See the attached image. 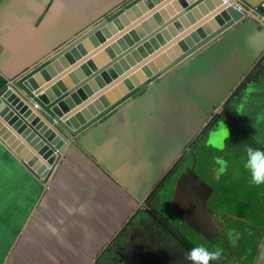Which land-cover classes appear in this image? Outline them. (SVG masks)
<instances>
[{"label": "crops", "instance_id": "crops-1", "mask_svg": "<svg viewBox=\"0 0 264 264\" xmlns=\"http://www.w3.org/2000/svg\"><path fill=\"white\" fill-rule=\"evenodd\" d=\"M134 1L0 0V91L8 79L24 88L25 76L75 34L99 18L98 24L103 23ZM201 94L217 108H264V24L256 16L225 27L149 88L91 125L80 142L70 144L47 186V177L22 165L0 142V264H193L180 235L171 234L170 224L155 211L142 213L147 205L151 209L145 194L173 157L165 154L163 160L160 151L143 153L155 144L150 139L153 130L178 129L166 109L188 107ZM212 94L218 101L211 102ZM93 149L101 160L114 163L109 171L93 163L88 155ZM88 224L95 229H88ZM29 225L32 232H24ZM241 253L222 254L213 262H236Z\"/></svg>", "mask_w": 264, "mask_h": 264}, {"label": "water", "instance_id": "water-1", "mask_svg": "<svg viewBox=\"0 0 264 264\" xmlns=\"http://www.w3.org/2000/svg\"><path fill=\"white\" fill-rule=\"evenodd\" d=\"M247 16L254 15L220 0H135L101 24L99 18L26 75L24 88L7 80L0 92V142L47 177V186L70 144L91 125ZM211 117L202 118L190 140Z\"/></svg>", "mask_w": 264, "mask_h": 264}, {"label": "rangeland", "instance_id": "rangeland-1", "mask_svg": "<svg viewBox=\"0 0 264 264\" xmlns=\"http://www.w3.org/2000/svg\"><path fill=\"white\" fill-rule=\"evenodd\" d=\"M174 91L177 92L176 89ZM214 95L209 96L211 102L218 101V97H214ZM201 96L202 98H199L195 95L193 102L189 100L188 107L179 106V108L166 109L175 117V125L178 129L162 128L158 131L153 130L150 134V139L155 140V144L145 147L143 154L146 156L159 155L160 151L163 160L166 154L172 156V162H174L181 152L187 150L162 184L156 187L153 196L151 195L152 200H155L154 208L159 216L164 217L165 225L168 223V225L178 226L179 232L188 239L192 246L204 245L209 250L218 248L222 254L228 256L234 253L238 254V251L242 252L240 259H236V262L232 260L228 264H264V184H254L251 172L247 168L229 169L230 165L226 168L227 172L221 173V165L217 163L218 159H222L227 163L232 160L233 163L239 165L241 160H248L247 152H239L233 143L228 141H225L224 152L209 147L206 145L208 134H201L191 147L187 146L191 139L190 137L187 139V137L191 135L192 131L194 132L195 126L200 123L203 117L206 120L218 106L215 103L209 105L205 96L203 94ZM165 108L160 106L162 111ZM253 110L252 124H257L263 117L262 108H253ZM172 111L174 115L171 113ZM169 113L164 112L167 116L170 115ZM236 114L238 116L240 113L236 112ZM246 119V122L238 119L243 128L246 125H251V121ZM221 121L225 122L220 119L217 125ZM225 124L228 127L226 122ZM217 125H214L211 130L215 129ZM139 129L136 128V130ZM153 132L154 134H152ZM169 141L172 146L166 143ZM174 142L176 146L173 145ZM225 152L229 154L228 159L224 156ZM89 153L94 164L99 162L97 166L100 170L103 168L108 170L114 165L112 161L101 160V156L95 149ZM175 153L176 155H174ZM146 184H148V179L145 180L144 185ZM60 206L58 203V209ZM147 207L142 213L145 215L154 214V211ZM66 209L62 207L61 210L66 212L64 216L70 218L68 217L70 213ZM121 212L125 213V210L123 209ZM158 215L157 217H159ZM188 217L192 219L199 217V220L191 221ZM103 223L104 220L100 221L98 227L102 228ZM86 227L95 229L90 224ZM167 227L169 228V226ZM84 228L85 226L82 227L83 231ZM24 232H32L31 225ZM15 259L18 260L16 253Z\"/></svg>", "mask_w": 264, "mask_h": 264}, {"label": "trees", "instance_id": "trees-1", "mask_svg": "<svg viewBox=\"0 0 264 264\" xmlns=\"http://www.w3.org/2000/svg\"><path fill=\"white\" fill-rule=\"evenodd\" d=\"M238 109L241 111V113L237 116L236 112H237ZM253 111H254L253 108H222V110L220 111V115L215 117L216 118V119H214L215 121L212 122V119H210L207 122L206 126L204 128H202L201 132L196 137H194L191 141H189L187 146L191 147L193 145V143L195 142L196 138H198L201 134L205 135L207 133L206 129L209 126H211V128H212L214 125L215 126L217 125V121L218 120L223 119L228 124V127H229V129L231 131V135L229 136L227 141L228 142H232L234 147L237 148L239 152H244V151L247 152V148L249 146H251L253 148H259V149L264 150V108H262V111H261V113L263 114V117L257 124L256 123L252 124ZM238 119H240L242 121L243 120L245 121V119L249 120V121H251L250 122L251 125H246L243 128L240 125V122H239ZM249 126H251V127H249ZM220 152H224V151H220ZM218 156H220V155H218ZM224 156L227 159L229 158V154L226 153V152H225ZM180 159H181V156L178 159H176V161H174L172 163V165L168 168V170L166 172H164L162 174L161 178L157 180V182L155 183V186L148 193V197L153 195L154 191L156 190V187H158L159 185L162 184V182L165 179V177L169 174V172L172 170V168L176 165V163ZM246 162H247V160L246 161L241 160L239 162V165H236L235 163H233L232 160H230L227 163L228 164L227 166L229 167L231 165L229 167V169L230 168L236 169L237 167H241V169H246V167H245V163ZM150 207H151V210L156 211V209L154 208L153 205H150ZM159 217H160L159 219H161V220L164 219V217L162 215L159 216ZM170 226L173 229L171 234H173L175 232L174 228H173V226L171 224H170ZM178 235H180L179 236V241H182L184 243V245L186 246L188 252H190V250L192 248H194V246H192V244L187 239H185L181 234H178ZM97 259L99 260V258H97ZM210 264H215V263L213 261H210Z\"/></svg>", "mask_w": 264, "mask_h": 264}, {"label": "clouds", "instance_id": "clouds-1", "mask_svg": "<svg viewBox=\"0 0 264 264\" xmlns=\"http://www.w3.org/2000/svg\"><path fill=\"white\" fill-rule=\"evenodd\" d=\"M252 90L251 86L247 89L249 92ZM237 112L241 113L239 109ZM229 135V128L224 121H221L215 129L209 131L206 145L215 148L218 151H223L226 147L225 141L228 140ZM247 156L248 160L245 167L251 172L252 182L256 185L264 184V150L249 146L247 148ZM217 163L221 165V173L226 171V161L218 159ZM221 255L222 251L218 248L215 250H209L204 245H198L190 250L188 259L192 261L193 264H210V261L219 260Z\"/></svg>", "mask_w": 264, "mask_h": 264}, {"label": "built area", "instance_id": "built-area-1", "mask_svg": "<svg viewBox=\"0 0 264 264\" xmlns=\"http://www.w3.org/2000/svg\"><path fill=\"white\" fill-rule=\"evenodd\" d=\"M220 1L224 2L225 4L233 8H237L241 10L243 15H245L246 12L252 13L258 19H260L264 24V1H260L258 3H248L245 0H220ZM8 86L9 84H6V87Z\"/></svg>", "mask_w": 264, "mask_h": 264}, {"label": "flooded vegetation", "instance_id": "flooded-vegetation-1", "mask_svg": "<svg viewBox=\"0 0 264 264\" xmlns=\"http://www.w3.org/2000/svg\"><path fill=\"white\" fill-rule=\"evenodd\" d=\"M223 108V107H222ZM222 108H219V111H217V112H213L212 113V117H211V119H212V122H214L215 120L214 119H216L215 117L216 116H219L220 115V111L222 110ZM219 121V120H218ZM217 121V122H218ZM211 130V126H209L207 129H206V134H208L209 133V131ZM187 150H185L184 152H181L180 154H179V156L177 157V159L181 156V158L183 157V155L185 154V152H186ZM173 163V162H172ZM178 163V162H177ZM172 169H174V167L172 168ZM168 170V169H167ZM156 191V190H155ZM155 191H154V193H155ZM153 196V195H152ZM152 198L153 197H151V196H149L148 197V194H146V196H145V198H144V202H147V203H149V205H153V206H155V204H154V202H155V200H152ZM157 205V204H156ZM148 206V205H147ZM156 213H157V211H155ZM177 214V213H176ZM145 215V214H144ZM199 217H196L195 219L193 218V221L194 220H197ZM185 219H186V217H185ZM189 219V218H188ZM187 219V220H188ZM190 220V219H189ZM173 226V225H172ZM175 226V225H174ZM174 228V231L177 233V234H181L180 232H179V229H178V226H177V229L175 228V227H173ZM174 232V233H175ZM158 234H156V236H157ZM182 235V234H181ZM183 236V235H182ZM184 237V236H183ZM185 238V237H184ZM186 239V238H185ZM97 262H101L100 260L98 261L97 260Z\"/></svg>", "mask_w": 264, "mask_h": 264}]
</instances>
